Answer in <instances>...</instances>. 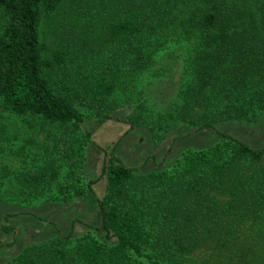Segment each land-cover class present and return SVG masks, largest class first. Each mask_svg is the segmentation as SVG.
I'll list each match as a JSON object with an SVG mask.
<instances>
[{"label": "trees", "instance_id": "trees-1", "mask_svg": "<svg viewBox=\"0 0 264 264\" xmlns=\"http://www.w3.org/2000/svg\"><path fill=\"white\" fill-rule=\"evenodd\" d=\"M159 54L186 55L178 101L158 120L203 129L253 120L264 109V0H0L1 111L60 131L49 162L27 177L32 187L62 175L60 196L83 193L92 136L81 131L83 108H93L99 123L112 118L118 89ZM219 133L173 168L145 173L112 147L98 199L104 238L58 234L3 264H187L184 257L203 246L232 254L226 264H264V236L259 251L241 235L223 251L228 237L197 227L220 204L224 233L237 213L251 211L264 223V147ZM209 254L196 264H215Z\"/></svg>", "mask_w": 264, "mask_h": 264}, {"label": "rangeland", "instance_id": "rangeland-1", "mask_svg": "<svg viewBox=\"0 0 264 264\" xmlns=\"http://www.w3.org/2000/svg\"><path fill=\"white\" fill-rule=\"evenodd\" d=\"M185 55L159 54L157 63L133 79V85L118 89L112 98L113 104H117L111 113L113 117L104 123H99L93 108H83L86 117L81 131H92V136L84 154L83 193L78 196L57 193L56 185L62 181V175L45 188L37 189L27 179L49 162L50 148L60 131L4 113L0 108V264L58 234H71L73 240L85 233L104 238L98 199L106 190L103 165L112 147L126 164L141 173L173 168L187 151L215 144L221 137L219 132H230L255 147H264V109L253 120L222 121L203 129L167 117L158 120L178 101ZM206 204L212 206L210 201ZM214 207L209 211L213 220L208 218L205 224L197 226L204 236L217 230L228 237L231 245L229 249L223 246V251H233V237L239 235L252 243L248 248L256 251L263 248L262 220L254 218L251 211L246 215L237 213V220L229 225L231 233H224L216 220L217 214H223L224 206ZM220 251V247L203 246L184 257V262L189 264L193 259L196 264L202 256L208 254L210 258L209 253H214L213 263L226 264L232 254L221 256Z\"/></svg>", "mask_w": 264, "mask_h": 264}]
</instances>
